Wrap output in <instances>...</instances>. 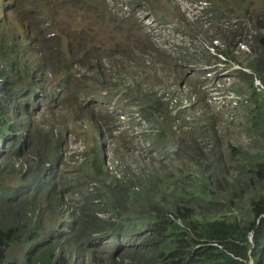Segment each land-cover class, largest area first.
Wrapping results in <instances>:
<instances>
[{
	"label": "clouds",
	"instance_id": "obj_1",
	"mask_svg": "<svg viewBox=\"0 0 264 264\" xmlns=\"http://www.w3.org/2000/svg\"><path fill=\"white\" fill-rule=\"evenodd\" d=\"M141 1L147 3L146 5L152 10L158 21L175 23L176 29L187 33L191 43L187 45L186 51L196 47L197 38H208L207 48L214 57H220V54L229 51L232 56H230L229 61H222V69H227V72H229L228 70L230 69L231 72L237 73V75L248 82V85L252 87L251 92L256 98V104L260 108L259 118L262 119V111H264V78L257 73L250 63L240 66L239 63L241 62L236 64L232 62L231 58L235 56L232 50L236 53L247 55L248 57H250V55L255 56L251 53L250 47L252 48V46L249 44V41L253 42V44L257 43V46L262 51V46L258 38L264 36V12L255 14L252 11L251 14V10L242 5L245 0H217L219 5L224 7L223 9L234 11L230 14L237 12L238 15L235 14L237 17H227L229 13L221 17H216L214 14V2L216 0H206L209 3H207L208 5L204 8L203 13L200 14L190 13L187 9H183L175 0H128L133 8L134 4H138ZM161 1L165 2V5H167L166 2L172 5L174 10H176L177 17L172 19L169 17L168 10H166V12L165 10H161L162 8L158 3ZM104 2L110 14L116 19L135 22L136 25L141 28L148 39L149 49L152 45L154 49L172 58L180 54L168 52L158 47L153 42L150 33L140 21L136 8H134L133 13L128 16H119L111 10L107 0H104ZM151 2L159 11L152 6ZM192 2L196 3V0H192ZM14 4L18 8L17 12L14 11ZM189 4L190 2L187 1V5ZM22 16V10L18 6L17 1L15 3L14 0H0V177L7 181L6 175H11L12 182H7L12 185L14 189L22 185L29 187V184L37 174L36 170L39 160L37 148L42 146V144H38V138L42 140L40 133L48 132L51 135V140L54 142L53 145L50 144L53 148L52 154L58 152L60 154V160L58 162H53L52 159L44 161L45 165L43 170H49V172L40 179V182L42 185H46L51 179V176L54 175V186L60 192L61 201L65 209L64 211L65 213L67 212L64 218L70 222L72 218H74V210H76L79 205L80 195L79 193L73 192V188H71L74 194L73 199L75 200L72 201V205L69 207L62 196L60 188L66 186L63 183L64 180L72 182V185H74L77 183V178L68 179L65 176L62 179L58 177V171L60 168H66L67 166L78 167L84 163H88L86 164V168L88 169V166H91V159H93L92 155L90 156L91 158L88 156V152L91 149H96V152L93 151V153L103 160V166L111 174L123 176L127 168L133 172L130 166L131 164H126L123 159L117 162V168L115 165H111L107 152L110 148L109 136L118 138L119 135L126 133V129L131 128V122L128 117L124 123H118L116 126H113L111 130L113 133L110 132L112 135L108 131L106 134L104 124H110L105 123V112L96 113L94 110L95 108L92 109L91 107L92 103L90 100H96V108L98 107L103 110L105 109L103 104H105L108 94L112 96V100H110L111 104L115 103L118 96V90L113 86L114 82L111 79V70L106 76L101 59L98 60V65H94L93 67L87 64L88 69L85 71V73L88 72L93 75L99 72L101 78L100 82H102L99 95H93L92 98L88 99L85 97L86 89L79 91V99L82 94H84L83 96L85 98L84 101H78L75 110H73L67 102L63 101L62 96H67L69 90L62 81L63 77L58 83L53 81L54 76H56V71L58 70L55 69V71L51 68L52 66L49 60L50 53L49 51L46 52L45 45L42 43L44 39L40 37V35L45 34L48 29L45 24L52 28V21L49 19L45 20L42 16H38L35 20H29ZM226 23L228 24L226 25ZM234 23H237V26H234ZM241 25L244 26L245 37L242 39L244 40L243 42H241L242 40L237 42L236 39L238 38L232 36V34L239 32ZM205 35H207V37H204ZM53 37H55V39L57 38V32L50 29L46 36L47 43ZM259 56L260 54L258 57ZM258 57H253L250 61ZM51 60L53 61V58H51ZM73 66L75 70H77L76 63L72 65V67ZM72 67L71 69L69 68V72L72 75L71 82H73V73H75V71L72 72ZM206 67L207 66L202 67L200 73L207 76L213 75L214 69L209 66ZM63 72L65 73V70H63ZM226 75L227 73H224L222 76L224 77ZM133 84L131 83L127 86L122 84L123 88L125 87L126 90H129L130 97H132L130 86L133 88ZM67 85L69 86L70 84ZM180 89L181 94L179 96L176 95L179 98L175 97L173 106L171 105V98H174V94L171 92L166 93L171 96V98L168 99L170 102L166 107L168 118L173 119L174 116L179 114L180 117L178 116L173 124H176L178 119L184 123H191L190 128L196 133V136L192 139L193 141L205 142L206 138L209 137L211 142H214V140L217 141V135L215 131H213L214 124L211 122L212 119L204 121L202 120V115L194 110H192V112L197 113V115L191 117L187 103L182 101V97L184 98L185 95L187 97L194 95V88L190 90L189 95L186 94L187 91L184 87L180 86ZM141 91L142 90L139 92ZM147 91L152 90H145L146 94ZM231 92H233L234 95L235 93L238 94L236 98L239 101L249 100V98L252 97L244 93V95H241L235 91ZM135 93L139 96L137 92ZM151 97L153 98V96ZM156 97L154 93V99H157ZM258 98H260L261 102ZM45 101H48V105L50 106L48 117L44 116L43 118L34 119L32 112L41 111ZM54 102H62L64 104V108L58 113L53 106ZM189 102L194 103V101L191 100ZM257 102H259L260 105ZM207 105L210 113L208 116L210 118L214 113L219 115L221 107L223 106L222 104L216 105L210 101ZM88 109L90 112L87 111ZM176 111L178 113H176ZM82 113L85 114L86 118L82 116ZM86 121H89V126ZM89 131L91 132V138L88 142H91V144L88 142V144H86L83 135H86V132ZM201 131L208 132L206 135H203ZM162 132L164 134L166 133L164 131ZM209 153L210 155L207 156V159L208 163H211V160H213L212 152L209 151ZM28 157L33 159V164H28ZM254 160L258 161L255 162L250 169L248 162ZM115 161L116 159L113 158V162ZM237 165H243L247 167V170L241 171ZM233 168L236 170L237 176H229L226 168L216 169L215 177L210 173H204L194 179H191L188 175L183 176L182 174H180L179 177L173 176L172 174L169 176L172 177L173 180L181 179L182 181L186 177H189L193 181L191 186L199 184L200 179L204 178V176L210 179V182L216 189L215 194L210 200L203 201L192 198L188 202H182L181 199L185 196V192H182L176 194L174 203L181 204L182 207H187L185 210H188L190 205H196V208L189 211L194 212V215L199 214L203 218L209 220L211 226L220 225L222 230L231 229L233 232L239 230L244 233V239L229 235L223 238L222 242L212 239L199 241L197 234L195 232L193 233V229L189 225H186L180 217L170 214V217L179 225L186 226L188 237L197 241V244L192 248L186 244L178 250L180 254H183L184 251L188 252V257L185 258L186 264H190L196 260L199 255L198 250L205 245L224 251L221 253V260L214 259V263L264 264V155L262 157H253L252 155L246 157L242 163H235ZM254 170L256 173H253ZM152 171L155 170L149 168L146 171L147 175L144 177L147 178L148 174ZM93 173L94 172H92V174ZM239 174H241L243 178L238 177ZM96 177L97 175L94 173L93 178L95 179ZM182 185L183 183L180 186ZM91 187H93V184H91ZM46 191L48 190L35 193L33 189L28 188L22 193L20 201H24L25 206L24 209H21L22 220L20 222V228H23L24 223L28 222L31 218L40 221L46 230H49L51 227L61 222V217L55 213V207L54 204H52L54 198L51 200V194ZM2 192L3 191L0 190V203L4 202V199L1 198ZM40 201H47L48 203L41 204ZM99 215L103 218L106 217V214L99 213ZM38 230L39 228H32L30 234L36 233ZM113 235L112 233L106 232L105 235H99L93 239L92 245L95 251L93 255L87 252L80 256L75 251H63V258L59 260L58 264H112L111 246L114 241ZM10 237L15 238V236ZM4 238L8 239L7 236L0 235V242H2ZM137 239L135 235L130 234L121 236L120 242L131 244L132 241ZM36 240L37 238H34L33 242ZM223 242H225L226 245H224ZM30 246V243L12 242L11 249L7 252L5 251V253L12 254V257H17L18 260L22 262L25 254L29 252ZM127 246L128 245H126V247ZM19 247L20 252L18 254L17 249ZM1 250L2 248L0 247V251ZM236 250L239 253L243 252V254L236 253Z\"/></svg>",
	"mask_w": 264,
	"mask_h": 264
},
{
	"label": "trees",
	"instance_id": "obj_2",
	"mask_svg": "<svg viewBox=\"0 0 264 264\" xmlns=\"http://www.w3.org/2000/svg\"><path fill=\"white\" fill-rule=\"evenodd\" d=\"M28 1L32 7L28 12L29 20H35L38 16H42L45 20H52V24L55 26L59 18H51L52 14L54 13V16L57 17L69 10L71 13L75 12L78 18L84 17L89 21L83 30L79 28L73 30L70 27L54 28L57 38L53 37L49 42L55 43L59 48L62 38L70 40L68 43L71 50L74 51L72 54L74 60L83 61L82 63L88 64L90 67L98 65L101 51L120 50L125 54L131 53L128 44L132 43L133 48L134 38L141 42L142 47L146 49L150 47L141 28L135 22L116 19L108 11L104 0ZM152 6L157 9L153 3ZM217 7L214 9L216 17L234 12L223 9L224 7L221 5ZM50 12H52L51 15ZM81 13L85 16H82ZM23 16L25 17L24 14ZM258 40L262 51L258 58L250 61V65L264 78V36H260ZM49 42L47 43L48 47ZM52 52L49 50L50 57L54 59ZM55 58L59 61L57 57ZM59 64L65 70L62 81L69 90L67 96H62L63 101L75 110L78 104L77 94L83 89L78 84L74 87V83L71 82L72 75L69 68L71 69L73 64L64 66L60 61ZM130 88L138 90L137 84H133V88L131 86ZM147 94L154 97L153 91H147ZM258 99L260 100V98ZM262 119L264 120V111H262ZM40 134L43 141L42 146L37 148L39 157L37 174L29 187L22 185L14 189L0 177V190L3 191L1 198L4 199V202L0 203V235L8 237L0 242L2 248L0 264H58L59 260L63 258V251H75L80 256L87 252L93 255L95 253L92 245L93 239L99 235H105L106 232L114 234L111 246L112 264H186L185 258L188 257V252L184 251L183 254H180L178 250L186 244L192 248L197 244V241L188 237L186 226L179 225L170 217V214L180 217L186 225H189L193 229V233L197 234L199 241L212 239L222 242L223 238L229 235L244 239V233L239 230L235 232L231 229L222 230L220 225L211 226L209 220L199 214L194 215V212L189 210L196 208V205H190L189 209L185 210L187 207L174 203L176 194L182 192H185V196L181 199L182 202H188L192 198L203 201L210 200L216 189L206 176L200 179L199 184L191 186L193 181L189 177L183 181L181 179L173 180L172 177L163 178L156 171H152L148 174V182L143 185L140 176L128 168L123 176L111 174L103 166V160L93 153V151L96 152V149H91L88 152V156L92 155L93 158L88 170L104 177L102 185L95 183L93 189L87 191L77 183L72 185V182L63 181L66 186L73 188V192L80 195L79 205L73 212L74 218L68 222L64 218L67 212L64 211L61 194L54 186V175L46 185H42L40 182V179L49 172V170H43L44 161L52 159L53 162H58L60 160L58 152L52 154L51 135L48 132ZM257 161H249V168L251 169ZM237 167L241 171L247 170V167L243 165H237ZM253 173L256 171L254 170ZM167 182H169L168 185ZM182 183L183 185L180 186ZM28 188L33 189L35 193L48 190L46 192L51 194V200L54 198L52 204H54L55 213L61 217L59 224L46 230L40 221L31 218L24 223L23 228H20L21 209H24L25 206V202L20 201V196ZM99 213L106 214V217L103 218ZM32 228H39V230L30 234ZM130 234L135 235L138 239L132 241L131 244L120 242L121 236ZM10 236H15V238ZM34 238H37L35 242H33ZM12 242L31 244L29 252L25 254L22 262L17 257H12V254L5 253L11 249ZM223 244L226 245L225 242ZM126 245L128 246L126 247ZM212 248L207 245L201 247L198 250L197 259L190 264H219L214 263V259L221 260V253L224 251ZM235 252L239 253L237 250ZM239 254H243V252Z\"/></svg>",
	"mask_w": 264,
	"mask_h": 264
},
{
	"label": "rangeland",
	"instance_id": "obj_3",
	"mask_svg": "<svg viewBox=\"0 0 264 264\" xmlns=\"http://www.w3.org/2000/svg\"><path fill=\"white\" fill-rule=\"evenodd\" d=\"M16 1L25 18L29 19L28 12L32 8L29 1L14 0L15 3ZM158 3L162 8L161 10H168L169 17L172 19L177 17L176 10L168 2H166L167 5L162 1ZM217 3L218 1L216 0L214 2L215 8H218L219 3ZM242 5L250 9L251 14L252 11L255 14L264 12V0H245ZM14 11H18L16 5ZM51 14L52 12H50ZM75 14V12L71 13L67 10L61 16L55 17L53 13L51 18H59L57 25L54 26L53 24L54 27L51 25L52 28H50L49 25L45 24L48 27L46 33L39 35L44 39L42 43L45 45L46 52L49 50L53 51V61L49 55L52 67L49 66L54 70H58H55L56 76H54L53 81L55 83L60 82L64 75L63 66L59 64V61L64 66L71 63L75 65L76 63L77 70H75L74 66L72 67V72L75 71L73 73L74 87L78 84L82 89H86L85 97L90 99L93 95L98 96L101 91L102 82H100L99 72H96L95 75L88 72L85 73L86 69H88L87 64L82 63L83 61L81 62L80 60H74L72 57L74 51L71 50L68 43L70 40L68 39L62 38L59 48L53 42H49V47L46 46V36L50 29L70 27L73 30L76 28L83 30L89 24L87 19L84 17L78 18ZM235 14L237 12L234 14L229 13L227 17H237L238 14ZM81 15L83 16L84 14L81 13ZM232 36L238 38L236 39L237 42L242 40L245 37L244 26L241 25L240 31L233 33ZM204 37H207V35ZM207 40L208 38H197L194 49L181 52L174 58L154 49L152 45L147 50L142 47L141 42L136 40V38H134L133 48L132 43L128 44L131 53L125 54L120 50L107 52L103 49L104 51L99 54L105 75L107 76L111 70V79L114 82L113 86L118 90V96L115 103L111 104L112 96L108 94L106 96L107 100L103 104L105 108L103 110L96 108V100H90L92 103L91 107L92 109L95 108L96 113L105 112V123L110 124H104L106 134L112 132L114 125L124 123L128 117L131 122V128H127L126 133L119 135L118 138L109 136L108 159L111 161V165L115 166L121 159L126 164H131L132 171L140 176L143 185L148 182V177L145 178L144 176L147 175L146 171L149 168H153L155 171L159 170L156 172L161 174L163 178H168L171 174L179 177L182 174L194 179L204 173H210L215 177L216 169L220 168H226L229 176H237V172L233 168L235 163H242L246 157L251 155L253 157H262L264 155V120L259 118L260 108L257 106L256 98L251 92L252 87L237 73L231 72L230 69L228 70L229 72H227V69H222V61H229L232 54L228 51L220 54V57H214L207 48ZM249 44L252 46V48L250 47L251 53L255 56L250 55L248 57L232 50L233 55H235L231 58L232 62L236 64L241 62L239 63L240 66H244L250 63L251 58L258 57L261 49H259L257 43L253 44V42L249 41ZM205 66L214 69L213 75L207 76L200 73V69ZM224 73H227L228 76L223 77ZM131 83L138 84V90L132 89V97L129 96V90L122 87V84L127 86ZM180 86L184 87L188 95L190 90L194 88V95L188 97L185 95L184 98L182 97V101L187 103L191 117L199 112L202 115V120L209 121L212 119L211 122L214 124L213 131L217 135V141L211 142L210 137L206 138L205 142L193 141L192 139H194L196 133L190 128L191 123H184L178 119L177 123L173 124L175 119L178 116L180 117L179 114L174 116L173 119L168 118L166 107L170 102L168 99L171 96L166 93L171 92L174 94V98H171V105L173 106V100L181 94ZM140 90L142 91L139 92ZM145 90L154 91L157 99L148 96ZM231 91L241 95L248 94L252 97L249 100L239 101L236 98L238 94L235 93L234 95ZM79 95L78 93V101H84V94L80 96V99ZM190 100L194 101V103H190ZM209 101L216 105H223L219 112L220 116L215 113L211 115V118L208 116L210 114L207 108ZM257 103L260 105L259 102ZM53 106L56 108L57 113L64 108L62 102H54ZM49 109L48 101H45L42 110L32 112V116L34 119L43 118L44 116L48 117ZM192 110L197 113H193ZM176 113L178 112L176 111ZM82 114L86 118L85 114ZM86 123L89 126V121H86ZM162 131L166 133L164 134ZM201 132V134L206 135L208 131ZM83 136L86 144H91V142H88L91 138V132H86V135ZM53 143L51 140L50 144L53 145ZM38 144H42L41 138H38ZM209 151L212 152L213 157L211 163H208L207 159V156L210 155ZM29 158L28 164L31 165L33 164V159ZM113 158L116 159L115 162H113ZM86 164L88 163L81 164L78 167L67 166L66 168H60L58 177L62 179L65 176L68 179L77 178L78 186H82L83 190L91 191L93 189L91 184L99 183L102 185L104 177L97 175L94 179L92 172L86 168ZM6 177L8 182H12L11 175H6ZM238 177H241V174ZM166 184L168 185L169 182ZM60 190L67 206L70 207L72 201L75 200L73 199L74 194L71 187L64 186ZM40 203L47 204L48 202L40 201ZM17 251L19 254L20 247Z\"/></svg>",
	"mask_w": 264,
	"mask_h": 264
},
{
	"label": "built area",
	"instance_id": "obj_4",
	"mask_svg": "<svg viewBox=\"0 0 264 264\" xmlns=\"http://www.w3.org/2000/svg\"><path fill=\"white\" fill-rule=\"evenodd\" d=\"M109 2L111 10L119 16H128L133 13L136 8L137 15L151 35L153 42L160 48L172 52L181 53L185 52L187 45L191 43L189 36L182 30L176 29L175 23L172 22H160L158 21L152 10L146 5L147 3L141 1L138 4H134V8L131 7L128 0H107ZM183 8L187 9L190 13H203L204 8L208 5L206 0H187L190 2L187 5L186 0H175ZM192 2V3H191ZM228 23H226L227 25ZM237 26V23H234Z\"/></svg>",
	"mask_w": 264,
	"mask_h": 264
},
{
	"label": "crops",
	"instance_id": "obj_5",
	"mask_svg": "<svg viewBox=\"0 0 264 264\" xmlns=\"http://www.w3.org/2000/svg\"><path fill=\"white\" fill-rule=\"evenodd\" d=\"M165 10H167V9H165Z\"/></svg>",
	"mask_w": 264,
	"mask_h": 264
}]
</instances>
